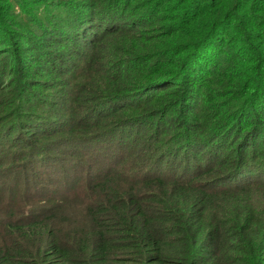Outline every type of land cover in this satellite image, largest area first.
Masks as SVG:
<instances>
[{"label":"trees","instance_id":"obj_1","mask_svg":"<svg viewBox=\"0 0 264 264\" xmlns=\"http://www.w3.org/2000/svg\"><path fill=\"white\" fill-rule=\"evenodd\" d=\"M1 129L76 162L0 187V264H264V0H0Z\"/></svg>","mask_w":264,"mask_h":264},{"label":"rangeland","instance_id":"obj_2","mask_svg":"<svg viewBox=\"0 0 264 264\" xmlns=\"http://www.w3.org/2000/svg\"><path fill=\"white\" fill-rule=\"evenodd\" d=\"M73 87L69 88L67 87L64 91L61 92L60 94L52 91V95L48 96V99H51L53 103L55 102V108L53 106H49L47 102L41 103L40 102V107H44L46 109L47 105L50 109L53 111H47L45 109L40 110L38 109V115H42L48 119H57L60 120L62 119L65 125H70L71 124V116L69 115L68 109L66 108V105L69 106L70 103V96H72L73 91L71 90ZM36 105L37 103H33L32 106ZM63 106L66 108L64 110ZM35 107V106H34ZM28 106H24L23 110L20 112H26ZM30 117V115H29ZM20 121L23 119V115H20L19 118ZM33 119V117H32ZM14 120V119H12ZM39 119H35L34 121H37ZM2 129L0 130V150H2V156H6L4 158L5 166L3 169H1L2 173H0V187L4 189V192H8L13 188H15V185L18 184L20 185L23 190H27L29 194H34L37 188L39 186L47 187V188H58L60 191L63 189V185L61 181L59 180L62 178V175H65L66 172L72 169V167L68 168L69 165H67L69 162H76L75 160L71 159V156H67V158L64 159V162H61L60 164L54 160V154L61 155V156H66L69 151L68 149L65 148L62 145H53L49 148H46L44 151L40 152L37 151L39 147L35 148V151L32 152L28 155L30 156L29 159L26 161L25 166L22 164V162L18 161L19 156H16L15 159L11 157V152L14 150H20L22 148L21 146L13 147L10 149L9 146H12L14 143L11 141L12 139H15V137H11L7 139V135H1ZM26 132V131H24ZM25 135H28L29 133H24ZM15 135V134H14ZM16 136V135H15ZM3 148V149H2ZM88 148V146H87ZM111 149V148H109ZM115 150V148H112ZM80 152H83V150L78 149ZM90 150V151H88ZM93 148H88L87 152L89 154H92ZM108 150V149H107ZM83 152V153H84ZM86 153V157L87 154ZM69 155V154H68ZM80 163V162H79ZM64 164L67 166L64 167ZM80 166V165H78ZM7 168V169H6ZM74 168V167H73ZM26 177V180L24 181ZM22 190V191H23ZM22 197V195H21ZM20 197V198H21ZM23 200L26 201V203H29L28 198L23 197ZM1 210V206H0Z\"/></svg>","mask_w":264,"mask_h":264}]
</instances>
